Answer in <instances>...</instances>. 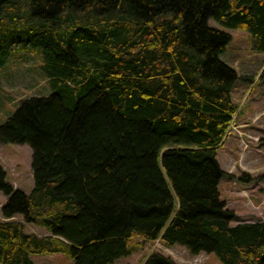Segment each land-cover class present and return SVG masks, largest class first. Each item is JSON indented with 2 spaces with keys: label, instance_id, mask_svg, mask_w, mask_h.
I'll return each instance as SVG.
<instances>
[{
  "label": "trees",
  "instance_id": "16d2710c",
  "mask_svg": "<svg viewBox=\"0 0 264 264\" xmlns=\"http://www.w3.org/2000/svg\"><path fill=\"white\" fill-rule=\"evenodd\" d=\"M210 20L264 52V0H0V69L13 48L36 51L50 88L0 125V144L31 148L34 176L25 193L0 168V264H114L158 239L264 264V220L239 221L219 190L236 179L217 151L238 74L221 60L231 34ZM143 264L178 263L154 252Z\"/></svg>",
  "mask_w": 264,
  "mask_h": 264
},
{
  "label": "rangeland",
  "instance_id": "374dc122",
  "mask_svg": "<svg viewBox=\"0 0 264 264\" xmlns=\"http://www.w3.org/2000/svg\"><path fill=\"white\" fill-rule=\"evenodd\" d=\"M209 23L231 34L232 42L221 60L238 74L233 101L239 106V113L223 146L217 151L221 167L236 179L221 181V199L237 214L239 221L264 220V81L259 78L264 67V52L252 51L248 32L225 28L214 20ZM41 68L39 53L13 48L7 64L0 69V125L16 111L22 100L50 92ZM0 168L14 188L25 193L32 190V150L28 145L0 144ZM245 174L249 181L238 180ZM6 201L7 197L0 193V220ZM16 219L25 224L28 233L48 235L45 228L25 223L20 216ZM141 242L138 238L133 241L134 244ZM141 244L142 248L136 253L114 264H143L154 252L166 255L178 264H222L215 254L193 256L184 247H167L160 239ZM32 259L35 264H73V260L63 254L36 255Z\"/></svg>",
  "mask_w": 264,
  "mask_h": 264
}]
</instances>
